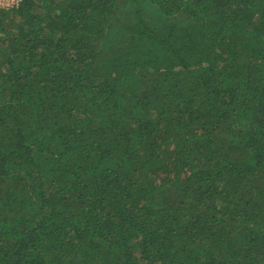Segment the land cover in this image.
I'll return each mask as SVG.
<instances>
[{"label": "trees", "instance_id": "16d2710c", "mask_svg": "<svg viewBox=\"0 0 264 264\" xmlns=\"http://www.w3.org/2000/svg\"><path fill=\"white\" fill-rule=\"evenodd\" d=\"M0 264H264V0L0 9Z\"/></svg>", "mask_w": 264, "mask_h": 264}, {"label": "built area", "instance_id": "2783aa9c", "mask_svg": "<svg viewBox=\"0 0 264 264\" xmlns=\"http://www.w3.org/2000/svg\"><path fill=\"white\" fill-rule=\"evenodd\" d=\"M20 0H0V9H11L18 7Z\"/></svg>", "mask_w": 264, "mask_h": 264}, {"label": "rangeland", "instance_id": "374dc122", "mask_svg": "<svg viewBox=\"0 0 264 264\" xmlns=\"http://www.w3.org/2000/svg\"><path fill=\"white\" fill-rule=\"evenodd\" d=\"M119 17H120V20L122 21V19H121V18H122V16L120 15Z\"/></svg>", "mask_w": 264, "mask_h": 264}]
</instances>
